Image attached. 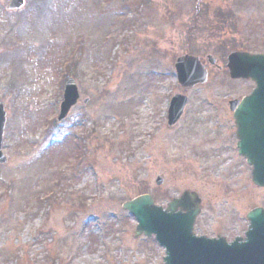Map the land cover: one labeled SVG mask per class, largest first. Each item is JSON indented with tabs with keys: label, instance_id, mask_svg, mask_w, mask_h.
<instances>
[{
	"label": "rangeland",
	"instance_id": "374dc122",
	"mask_svg": "<svg viewBox=\"0 0 264 264\" xmlns=\"http://www.w3.org/2000/svg\"><path fill=\"white\" fill-rule=\"evenodd\" d=\"M25 1L11 13V0H0V103L8 117L0 264H164L165 250L154 237L137 238L138 222L123 209L144 194L166 209L196 192L198 236L244 237L248 213L264 209V188L252 182L234 122L219 108L252 84L215 71L208 85L180 87L174 65L188 37L171 18L195 0H150L151 7L146 0ZM242 7L264 25V0ZM194 33V54L226 40L264 52L263 29L235 39ZM64 72L76 80L81 102L59 124ZM179 93L189 105L169 127Z\"/></svg>",
	"mask_w": 264,
	"mask_h": 264
},
{
	"label": "water",
	"instance_id": "95a60500",
	"mask_svg": "<svg viewBox=\"0 0 264 264\" xmlns=\"http://www.w3.org/2000/svg\"><path fill=\"white\" fill-rule=\"evenodd\" d=\"M24 0H12L9 10H21ZM228 67L232 79L252 80L257 84L253 94L242 102L231 101L235 110V124L239 140V154L252 166V182L264 188V55L233 54ZM178 82L185 89L208 83V73L200 60L191 56L177 59L175 65ZM80 93L75 80L66 84L64 101L58 123L67 119L78 104ZM89 100L83 103L88 104ZM189 103L186 96L176 95L170 104L168 125L174 127L183 117ZM235 107V108H234ZM7 114L0 105V164L8 163L3 153ZM158 177L156 184L163 185ZM201 199L197 193H184L174 199L166 210L156 206L150 195H144L123 205L138 222L135 236L156 237L166 249L165 264H264V209L248 214L250 222L245 238L228 243L226 238L209 239L194 233L196 220L201 214Z\"/></svg>",
	"mask_w": 264,
	"mask_h": 264
},
{
	"label": "flooded vegetation",
	"instance_id": "af4514ba",
	"mask_svg": "<svg viewBox=\"0 0 264 264\" xmlns=\"http://www.w3.org/2000/svg\"><path fill=\"white\" fill-rule=\"evenodd\" d=\"M146 1L148 4L150 3V5H153L150 0ZM247 1L248 0H195V3L193 2L190 4V7H183L180 8L178 12H174V16L171 18V24L181 31H184V35L188 37L185 52L181 56L190 55L198 57L208 68L209 74L212 75L215 71L220 73L228 71L226 68L228 59L230 55L234 53L264 54V52L258 50H249L246 46H237L233 48L231 42L228 40L214 44L212 53H206V45L202 46L198 54H194L191 51L190 42L193 37H196V33L194 32L198 29L207 32H217L219 34L226 33L225 35L227 38L230 37L234 39L237 37L236 35L241 34V31L243 32V30L248 28L264 30V25L252 22L254 19L253 15L248 16L242 10L243 4ZM162 15L164 16V14ZM241 21L247 23L243 24ZM158 22L159 24H164V19L159 18ZM231 41L237 44L236 40L231 39ZM247 43L251 44V42L248 41ZM224 60L225 66L222 64ZM211 62H215V64L212 65ZM244 82L251 83L252 88L247 94L240 97V100L248 97L256 87L255 84L250 81ZM219 110L228 112V115L231 116L232 121H234L236 110L233 112L232 106H223L220 107Z\"/></svg>",
	"mask_w": 264,
	"mask_h": 264
},
{
	"label": "trees",
	"instance_id": "16d2710c",
	"mask_svg": "<svg viewBox=\"0 0 264 264\" xmlns=\"http://www.w3.org/2000/svg\"><path fill=\"white\" fill-rule=\"evenodd\" d=\"M72 66V65H71Z\"/></svg>",
	"mask_w": 264,
	"mask_h": 264
}]
</instances>
